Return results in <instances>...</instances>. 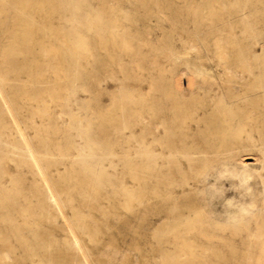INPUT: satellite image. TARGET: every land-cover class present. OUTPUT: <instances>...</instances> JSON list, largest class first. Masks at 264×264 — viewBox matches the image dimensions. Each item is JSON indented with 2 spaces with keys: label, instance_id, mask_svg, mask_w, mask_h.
Listing matches in <instances>:
<instances>
[{
  "label": "rangeland",
  "instance_id": "rangeland-1",
  "mask_svg": "<svg viewBox=\"0 0 264 264\" xmlns=\"http://www.w3.org/2000/svg\"><path fill=\"white\" fill-rule=\"evenodd\" d=\"M6 1L10 13L11 6L19 8L24 2ZM30 1V8L44 5L50 13L60 6V0ZM72 2L84 9L81 16L68 11L67 16L48 21L43 14L30 9L26 20L41 30H63L68 36L72 28L87 18L101 17L107 27L103 35L113 33L117 37L118 45L107 50L112 61L105 51L98 57H90L76 87L69 81H59L45 65L39 70L41 82L22 72L20 63L12 69L2 57L7 43L0 42V88L16 122L0 124V139L21 146V133L36 151L53 154L44 161L65 217L53 223L46 220L41 204L35 201L38 194L29 190L36 177L17 158L2 159L0 188H5V192H0V203L3 195L8 194L12 196L10 203L19 205H0V258L5 264H75L74 253L64 242L68 220L75 227L90 264H264V239L255 238L259 231L264 233V169H260L264 136L254 133L255 143L243 152L248 154L243 157L249 168L246 176L225 181L224 194H218L221 203L213 215L229 223L223 231H217L223 239L196 244L155 240L148 186L143 187L138 181L142 176L148 179L145 174L148 160L137 155L148 153L149 104L154 80L183 82L186 98L190 97L189 80L202 91L210 92V97L227 95L229 89L240 94L246 81L240 78L237 84L228 81L224 75L226 68L250 65L257 73L259 67H264V27H260L261 35L249 31L245 0ZM2 36L0 30V40ZM36 57L41 59L40 54ZM102 61L107 65L100 66ZM49 91L59 92L60 99L50 102ZM41 97L46 102L36 101ZM38 106L52 107L45 123L36 116L32 123L34 108ZM76 121L95 122L86 142L100 147L98 154L113 153L115 158L101 161L99 169L110 173L108 178L115 182V190H128L129 195L105 194L106 191L95 194L86 188L75 192L73 185L82 178L78 174L82 170L78 150L85 144V140L68 130ZM60 155L69 158L62 160ZM64 179L69 180L68 184ZM13 186L18 191H12L19 192L18 196L10 191ZM214 192L220 191L209 187L201 194L202 200L213 198L217 195ZM96 198L100 207L83 206ZM21 209H26L23 215ZM7 217L15 223L13 229L5 223ZM26 218L28 224L24 225ZM64 249L71 256L67 262L59 253Z\"/></svg>",
  "mask_w": 264,
  "mask_h": 264
},
{
  "label": "bare ground",
  "instance_id": "bare-ground-1",
  "mask_svg": "<svg viewBox=\"0 0 264 264\" xmlns=\"http://www.w3.org/2000/svg\"><path fill=\"white\" fill-rule=\"evenodd\" d=\"M30 3V0H24L19 8L11 6L10 13L8 1L0 0V30L3 32L0 42L7 43L2 52L3 61L12 69L20 63L21 71L28 72L35 82H41L39 70L45 65L59 81H69L76 87L86 70L84 64L88 63L89 58L100 56L101 51L107 53L108 47L118 45L117 37L113 33L106 37L103 35L107 27L101 17L87 18L85 22L72 28L68 36H65L63 30H41L26 20L27 11L34 9L30 8ZM59 3L60 6L51 13L44 5L34 10L37 14H43L48 21L61 15L67 16L68 11H74L80 16L84 12L82 6L74 5L72 0H60ZM245 8L249 31L261 35L264 30L260 28L264 27V0H245ZM124 47L127 48L126 45ZM36 54H40V60ZM107 54L112 61L111 55ZM99 64L107 65L105 61ZM258 69L255 73L254 66L250 65L227 67L224 72L227 80L237 84L238 78L244 79L246 81L244 90L238 94L229 89L226 91L227 95L222 93L213 97H210V92L196 87L193 80L188 82L189 98L184 95L183 82L154 80L149 104L151 132L148 153L140 152L137 157L148 160L145 165L148 179L140 175L142 178L138 181L143 187L148 186L151 217L155 226L153 238L158 242L196 244L202 240L225 238L217 231H223L229 223L214 216L221 203L218 194H224L223 189L227 185L225 181L246 176L249 168L243 157L248 154L243 152L251 148L250 144L255 143L254 133L264 136V67ZM1 80H6V77H1ZM53 92L49 91L48 97L51 99L50 102L55 103L60 99V93ZM36 101L46 102L43 97ZM51 108L49 106L34 108L32 120L36 116L40 118L41 123H45L50 117ZM9 121L16 124L13 110L0 88V124L5 125ZM92 123L82 124L76 121L68 129L79 139L85 140L84 146L78 150V165L82 168L78 174L82 178L73 185L75 192L86 188L95 194H104L106 191L105 194L129 195L128 190H115V182L108 178L110 173L105 169H99L101 161L111 160L115 156L113 153L98 154L101 148L95 143L86 142ZM20 137L23 139L21 146L0 139V162L2 159L17 158L20 165L27 167L36 177L34 185L29 190L38 194L35 201L41 204L44 218L50 223H53V220L56 222L57 218H65L59 195L51 184L48 177L50 172L44 161L53 154L49 156L36 151L21 133ZM263 148L260 150L263 156L260 169H264ZM60 158L67 160L69 157L60 155ZM254 161L257 162V159ZM139 165L140 163L137 167ZM126 166L130 167L131 164L126 163ZM244 170L247 171L244 173ZM138 174L141 173L137 172ZM63 182L68 184L69 180L64 179ZM209 187L220 192H214L217 195H213L208 201L202 200L201 194ZM12 189L18 191L14 186L9 190ZM13 191L12 193L18 196L19 192ZM0 192H5V188H0ZM11 197L8 194L3 195L0 205L18 206L17 202L10 203ZM96 199L86 201L83 206L100 207L99 200ZM25 210L21 209L20 215H23ZM4 221L14 228L15 223L10 217ZM23 224H28V218L23 220ZM64 233L65 245L74 253L73 263L90 264L78 233L68 220ZM32 235L35 238L33 232ZM255 238L264 239V233L259 231ZM59 253L64 262L69 261L71 256L66 249L60 250ZM0 264H5L1 258Z\"/></svg>",
  "mask_w": 264,
  "mask_h": 264
}]
</instances>
